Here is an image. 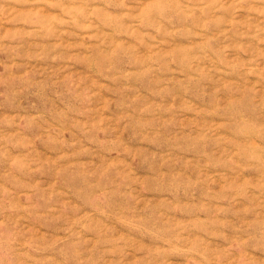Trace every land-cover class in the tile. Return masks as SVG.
Returning a JSON list of instances; mask_svg holds the SVG:
<instances>
[{"label":"rangeland","instance_id":"374dc122","mask_svg":"<svg viewBox=\"0 0 264 264\" xmlns=\"http://www.w3.org/2000/svg\"><path fill=\"white\" fill-rule=\"evenodd\" d=\"M0 264H264V0H0Z\"/></svg>","mask_w":264,"mask_h":264}]
</instances>
